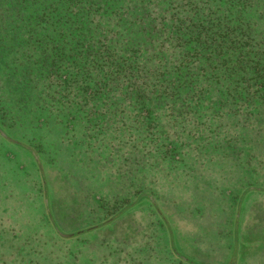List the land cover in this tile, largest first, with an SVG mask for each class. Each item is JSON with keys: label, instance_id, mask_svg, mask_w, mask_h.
Wrapping results in <instances>:
<instances>
[{"label": "trees", "instance_id": "trees-1", "mask_svg": "<svg viewBox=\"0 0 264 264\" xmlns=\"http://www.w3.org/2000/svg\"><path fill=\"white\" fill-rule=\"evenodd\" d=\"M0 143L88 196L0 197V264H264V0H0Z\"/></svg>", "mask_w": 264, "mask_h": 264}, {"label": "rangeland", "instance_id": "rangeland-1", "mask_svg": "<svg viewBox=\"0 0 264 264\" xmlns=\"http://www.w3.org/2000/svg\"><path fill=\"white\" fill-rule=\"evenodd\" d=\"M10 151H12L13 154ZM0 155L4 156L6 160L8 158L12 160L13 158L16 159L15 161L13 160L12 166L14 167L10 168L11 172H9L8 175L6 174L2 176V178H0V188L3 189V192L2 194H0V197H50V204L55 209L53 211L55 215L56 213L62 211L63 205H64L63 211L66 210L69 214L79 211V209L83 205V197H88L85 196V194H83L82 191L78 193H72L68 188H64V192H63L62 191L63 186L60 183H57L56 181H54L52 184L54 190L49 185L43 186V194L42 193L35 194L40 192L35 190V188H33V185L30 184L29 182L28 176L30 170L32 169L35 170V168L32 165V163L26 158L27 155L24 153L22 154L21 151H17L14 146L2 145V143H0ZM18 164L20 165L18 166ZM3 167H4V163L0 159V168ZM48 171H51L53 175L57 173L52 167L48 169ZM21 176H25V177L20 179ZM17 180H19V183H15ZM37 187H40V184ZM6 190H8V193L6 192ZM21 193H27V194L22 195ZM225 200H227L230 203V205L233 207V213L235 217L241 216V218L245 220V221L241 220L239 223L238 220H236L235 225L237 224L241 226L243 230L247 228L254 232L258 231L256 210L254 208V205L256 204L252 205V201L250 197L248 198L234 197V199H232V197H225ZM18 202L19 201L17 200L15 204H18ZM70 204L72 205V207L70 206ZM140 215L141 214L130 213L124 221H126L128 225L133 224L137 221L136 217ZM225 216L226 214L223 215V218H224V222L226 223ZM206 218L208 219L206 220L207 221L206 227H208L210 224V230H209L210 232L208 233L205 232V228L203 226H200V230L203 231V237L206 238V240L208 241L211 238V236L217 231L218 227L210 217L207 216ZM248 221H249V226L247 225ZM60 224L61 227L66 231H69L72 228L71 226L72 224L69 222L60 221ZM132 227H134V224L132 225ZM213 240L216 239L213 238ZM250 241L251 242L255 241V238L252 237ZM189 245L192 247L193 243L189 242ZM207 245L209 244L206 242V246ZM201 247L203 246H200V248ZM225 256L226 255L223 254L215 255L214 258L217 262H222L221 258Z\"/></svg>", "mask_w": 264, "mask_h": 264}]
</instances>
